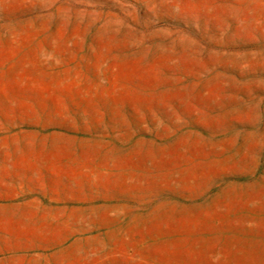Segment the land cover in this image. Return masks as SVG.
<instances>
[{
	"label": "rangeland",
	"instance_id": "1",
	"mask_svg": "<svg viewBox=\"0 0 264 264\" xmlns=\"http://www.w3.org/2000/svg\"><path fill=\"white\" fill-rule=\"evenodd\" d=\"M0 264H264V0H0Z\"/></svg>",
	"mask_w": 264,
	"mask_h": 264
}]
</instances>
